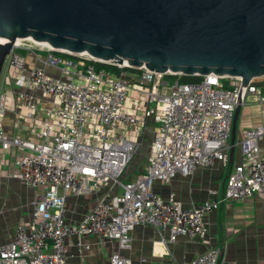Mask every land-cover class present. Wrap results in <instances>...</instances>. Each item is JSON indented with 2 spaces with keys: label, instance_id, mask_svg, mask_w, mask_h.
<instances>
[{
  "label": "built area",
  "instance_id": "1",
  "mask_svg": "<svg viewBox=\"0 0 264 264\" xmlns=\"http://www.w3.org/2000/svg\"><path fill=\"white\" fill-rule=\"evenodd\" d=\"M96 61L116 68L97 67ZM175 74L68 52L28 36L12 41L0 68V147L21 149L7 177L35 193L26 218L0 242V264H67L72 236L79 251L90 248L80 240L84 235L100 245L114 241L106 264H131L122 251L130 247L137 225L154 227L160 242L178 235L199 241L208 210L252 193L264 198V148L258 142L264 123L241 131L240 160L221 189L209 187L205 198L189 203L173 191L162 196L154 189L155 180L189 174L195 165L214 160L226 165L236 103L249 94L264 101V86L254 77L244 85L238 75L213 72L194 81L176 76L168 81L166 76ZM5 90L12 95L11 107ZM148 128L143 166L130 176L127 165ZM67 193L92 197L73 222L65 217ZM218 252L217 245H209L187 264H216Z\"/></svg>",
  "mask_w": 264,
  "mask_h": 264
},
{
  "label": "water",
  "instance_id": "2",
  "mask_svg": "<svg viewBox=\"0 0 264 264\" xmlns=\"http://www.w3.org/2000/svg\"><path fill=\"white\" fill-rule=\"evenodd\" d=\"M0 68L14 37L183 74H264V0H0ZM236 103L230 128L234 144Z\"/></svg>",
  "mask_w": 264,
  "mask_h": 264
},
{
  "label": "crops",
  "instance_id": "3",
  "mask_svg": "<svg viewBox=\"0 0 264 264\" xmlns=\"http://www.w3.org/2000/svg\"><path fill=\"white\" fill-rule=\"evenodd\" d=\"M252 81L264 86V75L256 76ZM4 120L9 123L10 116L6 114ZM258 123H264V101L256 100L249 94L239 104L234 144L232 149L229 147L228 163L222 165L214 160L211 165H195L189 174L177 172L168 181L155 180L154 189L162 196L173 191L182 203L205 198L209 187L221 189L228 170L240 160L238 140L241 131ZM16 133L26 135L24 131ZM258 142L264 148V137ZM20 151L18 147H0V242L11 236L18 220L26 218L35 193L32 187L19 179L7 177L12 160ZM143 163L144 160L142 166ZM91 200V194L67 193L64 200L65 217L69 221H76L87 210ZM203 224L206 232L199 241L178 235L173 241L164 242L159 241L154 227L137 225L130 231V247L122 252L130 258L131 264H187L196 253L214 244L219 247L216 264H264V198L258 193L243 199L224 200L203 214ZM77 240L72 236L67 244V264L107 263V255L114 241L107 239L100 245L94 236L84 235L80 240L89 241L90 248L79 251Z\"/></svg>",
  "mask_w": 264,
  "mask_h": 264
},
{
  "label": "rangeland",
  "instance_id": "4",
  "mask_svg": "<svg viewBox=\"0 0 264 264\" xmlns=\"http://www.w3.org/2000/svg\"><path fill=\"white\" fill-rule=\"evenodd\" d=\"M166 78L168 79V81H171L174 79V76L169 75V76H166ZM5 103H6L7 107L12 106V95H11L9 90H5ZM150 135H151V132L148 128L144 132V138L141 142V145H140L138 151L133 155V157L131 158V160L129 161V163L127 165V170L129 171V173L133 174L135 172H138L141 169V168L140 169H138V168L140 165L142 166L144 153L147 150Z\"/></svg>",
  "mask_w": 264,
  "mask_h": 264
},
{
  "label": "trees",
  "instance_id": "5",
  "mask_svg": "<svg viewBox=\"0 0 264 264\" xmlns=\"http://www.w3.org/2000/svg\"><path fill=\"white\" fill-rule=\"evenodd\" d=\"M95 65L97 67L105 66V67L116 68L115 65L107 63V62H98V61H96ZM172 76L178 77V80H180V81H194V80H197V79H199L201 77V75H199V74H183V73H178V74H175V75H172ZM222 81H223V84L225 86H227V84H228L227 83V79L222 77Z\"/></svg>",
  "mask_w": 264,
  "mask_h": 264
},
{
  "label": "bare ground",
  "instance_id": "6",
  "mask_svg": "<svg viewBox=\"0 0 264 264\" xmlns=\"http://www.w3.org/2000/svg\"><path fill=\"white\" fill-rule=\"evenodd\" d=\"M29 37V36H28ZM19 37H14V39H18ZM30 38V37H29ZM13 39V40H14ZM8 40V38L7 37H4V36H0V41H7ZM37 42H40V43H42V44H46V45H48V46H51V45H49L47 42H45V41H37ZM123 62H125L126 63V59H123Z\"/></svg>",
  "mask_w": 264,
  "mask_h": 264
}]
</instances>
